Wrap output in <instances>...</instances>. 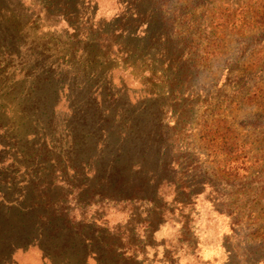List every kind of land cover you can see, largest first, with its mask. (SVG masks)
Listing matches in <instances>:
<instances>
[{
	"label": "rangeland",
	"instance_id": "rangeland-1",
	"mask_svg": "<svg viewBox=\"0 0 264 264\" xmlns=\"http://www.w3.org/2000/svg\"><path fill=\"white\" fill-rule=\"evenodd\" d=\"M126 1L74 0L72 25L0 0V264H264V0L166 5L200 28L192 76L130 45Z\"/></svg>",
	"mask_w": 264,
	"mask_h": 264
},
{
	"label": "trees",
	"instance_id": "trees-1",
	"mask_svg": "<svg viewBox=\"0 0 264 264\" xmlns=\"http://www.w3.org/2000/svg\"><path fill=\"white\" fill-rule=\"evenodd\" d=\"M59 1H65L66 3L64 2L59 4ZM171 1L172 0H127L126 2L128 7L127 11L124 12V16L125 21L128 22L123 26V33L130 32L129 37L132 42H130V45L140 43L143 45L141 47L146 46V48L150 46H157L158 48L152 55H150L152 61L154 60L155 62H159L160 60H164L171 63V66L181 64V68H183L184 73L192 76L195 70V72H197L198 66L202 62L199 50L200 45L197 40L200 28H198V26L194 23V19L191 15H186L187 17L184 16L181 19L183 21L179 22L180 16H173L168 13V11H166V5ZM50 2L52 9L54 8L56 11L60 10L61 12L64 11V17L67 18L68 22H71V24L74 25L72 18L75 19V16H72V18H69L70 16H66V13H73L72 11H75L73 5L74 0H50ZM143 25H146L145 30H141ZM120 32L122 33V30ZM113 37L114 32L110 35L106 34L105 37L99 38L97 42L100 46L98 47L101 48L106 46L109 50H111L114 46H116V42L113 40ZM90 38L91 36H89V39ZM130 54H132L131 50ZM77 73L76 77L79 78L81 72ZM70 75V72L67 70L65 73H62V75L59 74L54 77L59 83L57 91L59 88L66 90V79H68L66 76ZM74 86L75 85H72L69 90L72 91L75 88ZM37 119L38 124H41L42 122L40 118ZM31 155L37 156V153H30V157ZM120 199L130 200V196L122 194ZM38 208L39 205L37 203H31V205L26 203V205L21 207L19 210V214H21L25 220L22 225V231L24 230V234H26L24 238L25 246L32 243H39L42 246L44 253L52 258L53 255L45 246V242L49 238L45 227L41 224L37 227L35 224H30L32 220L42 219L45 217L44 214L39 212ZM27 224H30L32 228ZM45 224L47 223H44V225ZM48 224H52L53 229H57L59 226L52 222H49ZM4 230L6 232L5 226L0 223V234H4ZM1 239L4 238L1 237ZM83 261L88 262L86 258Z\"/></svg>",
	"mask_w": 264,
	"mask_h": 264
},
{
	"label": "crops",
	"instance_id": "crops-1",
	"mask_svg": "<svg viewBox=\"0 0 264 264\" xmlns=\"http://www.w3.org/2000/svg\"><path fill=\"white\" fill-rule=\"evenodd\" d=\"M216 259V258H215ZM213 257L212 258H209V259H206L204 258V264H208L209 262H212L215 260Z\"/></svg>",
	"mask_w": 264,
	"mask_h": 264
}]
</instances>
